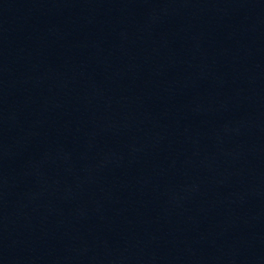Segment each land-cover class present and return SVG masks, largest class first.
Here are the masks:
<instances>
[{"label": "water", "instance_id": "water-1", "mask_svg": "<svg viewBox=\"0 0 264 264\" xmlns=\"http://www.w3.org/2000/svg\"><path fill=\"white\" fill-rule=\"evenodd\" d=\"M0 264H264V0H0Z\"/></svg>", "mask_w": 264, "mask_h": 264}]
</instances>
